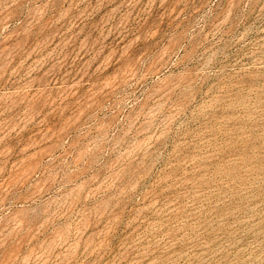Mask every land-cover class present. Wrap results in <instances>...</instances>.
Here are the masks:
<instances>
[{"label":"rangeland","instance_id":"1","mask_svg":"<svg viewBox=\"0 0 264 264\" xmlns=\"http://www.w3.org/2000/svg\"><path fill=\"white\" fill-rule=\"evenodd\" d=\"M0 264H264V0H0Z\"/></svg>","mask_w":264,"mask_h":264}]
</instances>
